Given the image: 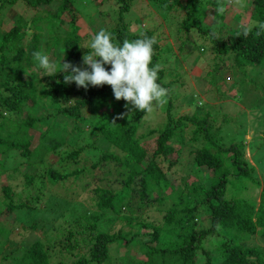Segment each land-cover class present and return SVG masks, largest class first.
Here are the masks:
<instances>
[{
	"label": "trees",
	"instance_id": "1",
	"mask_svg": "<svg viewBox=\"0 0 264 264\" xmlns=\"http://www.w3.org/2000/svg\"><path fill=\"white\" fill-rule=\"evenodd\" d=\"M15 1L17 0H0V16L7 4L12 5ZM20 1L34 8L36 12L28 19L18 13L13 15L10 26L0 32V115L2 116L1 111L17 115L26 100H31L34 104L42 98L53 104L64 117L81 120L84 114H95L98 106L106 105L114 98L111 86H89L87 90L77 88L74 82L70 84L63 82L62 71L51 77L41 76L40 79L31 77L33 72L30 67L34 65L37 69L40 68L32 55L39 49L41 33L33 29L37 24H43L48 33L44 40V51L46 53L52 51L50 53L53 54L60 52L61 58L54 62L57 66H60L61 61H71L78 66H84L81 57L89 50L81 46L82 38L77 32L74 14L71 13L75 4L73 1L76 0ZM149 1L156 3L163 10L183 11L177 25L179 29L187 31L194 27L199 34L207 33L208 28L205 25L202 27L201 24L202 16L195 13L193 3L196 0ZM50 2L55 3L54 10L36 9L46 8ZM251 4L254 6L253 13L257 21H264V0H251ZM127 9L128 5L123 3L118 7V22L106 31L112 34L113 43H122L124 39L131 41L142 38L141 33L155 38L157 43L153 45L152 63L149 65L154 67L162 51L159 38L154 36L152 30L146 28H140L139 33L128 31L122 18V12ZM64 12H69L66 28L63 31L58 28L55 31L51 30L53 24L51 17L60 18ZM238 31L239 27H236L220 38L211 32L209 40L212 50L222 55L232 53L233 61L237 65L263 64L264 34L257 36L253 30L245 38L237 36ZM183 43L179 42L180 45ZM105 68L109 69L110 65H105ZM159 77L160 72L157 83L164 87ZM165 112L166 118L162 127L158 130H149L150 134L152 132L156 134L147 138L134 134L143 111L135 110L129 115L107 114L103 118L95 119L91 125L109 144V149L100 153L95 160H91L95 155L93 152L90 153V158L83 155L87 150L86 145L71 147V144L67 143L70 150L64 151V158L58 159V162L62 166L64 159H67L70 164L69 169L62 172L61 168L53 167L52 162L46 164V155L48 152L59 155L58 150L64 141L55 138L48 131L39 129L36 125L37 119L27 113L17 122L12 121L15 126L8 131L7 136L0 137V153L14 149L27 158L21 167L25 186L30 185L35 179L33 178L36 173L33 167L35 161L30 156L36 154L43 156L45 169L42 174L50 183L67 177L77 180L82 187H85L88 181L93 182L95 176L106 181L107 187L95 185L90 188L92 209L67 223L69 230L65 235L66 241L61 243L62 248L85 249L78 253L77 259L70 264H107L109 245L117 240L122 241L123 245L134 244L138 247L141 258L135 257L129 264H264V246H245L240 243L243 236L254 234L258 230L264 241V173L262 178L256 181L259 187L256 204L243 198H227L225 196L227 175L251 177L253 167L242 157L243 148L240 144L216 145L205 133L206 141L201 148L192 151L191 162L195 167L204 166L210 169L212 176L188 187L185 183L182 187H173L164 177V172L170 171L175 164L166 158V155L173 151L168 140L172 138L175 128L180 125L179 118L184 116L173 120L167 108ZM188 117L197 124L193 114ZM34 129L38 130L36 144L29 148L33 135L31 131ZM8 136H11V139ZM211 148L215 151H211ZM80 162L82 165L77 167ZM108 163L113 164L118 189L111 185V180L109 181L105 175L110 172L106 167ZM79 175L82 178L78 177ZM133 185L138 186L140 203L143 201L148 203L149 199L157 202L169 200L161 224H153L122 213L120 218L130 227L133 226L134 230L124 231L120 228L115 233L97 231L98 212L108 210L115 214L121 213V208L129 206V190L134 188ZM0 189L3 192V204L9 211L30 207L26 201L13 202L8 186H2ZM150 191L155 193L154 197L150 198ZM164 191H167V194L160 195ZM201 211H205L204 217L197 218ZM31 228H34V224ZM4 232L6 230L0 226V234ZM210 234L223 236L215 255L201 246V241ZM48 248L39 240H35L23 249L20 261L24 264H49Z\"/></svg>",
	"mask_w": 264,
	"mask_h": 264
},
{
	"label": "rangeland",
	"instance_id": "2",
	"mask_svg": "<svg viewBox=\"0 0 264 264\" xmlns=\"http://www.w3.org/2000/svg\"><path fill=\"white\" fill-rule=\"evenodd\" d=\"M74 2L71 13L74 14L77 32L82 38V48L90 45L94 32L106 30L118 22V7L122 3L128 5V9L122 12L128 31L139 33L140 28H146L152 30L154 36L159 38L162 51L155 65L161 66L159 81L168 90V94L164 98V103L154 101L153 110L150 113L144 112L139 117L134 134L138 137L143 135V138L155 135V132L150 134L149 130H158L162 127L166 118V108L173 120L184 116L179 118L180 125L175 128L172 138L168 140L173 151L169 152L166 158L175 162L170 171L164 172L168 183L175 188L182 187L183 183L188 187L212 176L210 169L204 166L195 167L191 162L192 151L203 146L206 133L208 139L216 145L227 146L234 143L242 146V157L253 167L251 177L227 175L225 196L243 198L256 204L259 193L256 181H259L264 173V63L237 65L233 61L232 53L226 55L215 53L209 40L211 32L220 38L240 25L257 21L251 0H196L193 3L195 13L202 16V27L205 25L208 28L206 34H199L194 27L187 31L179 29L177 25L183 11L163 10L149 0ZM54 5V2H50L46 8L36 9L54 10ZM220 7L224 8L222 13L218 12ZM35 12L34 8L20 0L12 5L7 4L0 16V32L10 26L13 15L18 13L28 19ZM68 14L69 12H64L63 16L57 19L51 17L53 24L50 29L55 31L58 28L63 31L67 26ZM33 29L41 33L38 51L48 55L51 62L58 61L61 58L59 51L54 54L50 53L52 51L47 53L44 51V40L48 36L44 25H34ZM180 41L184 42L183 45L179 44ZM30 68L33 72L31 77L40 79L42 69H37L34 65ZM125 103L124 100L117 102L112 98L108 104L98 106L95 114H84L80 120L64 117L46 99H39L34 104L31 100H26L17 115L1 111L0 137L7 136L8 131L15 126L12 121L17 122L26 113L31 115L37 119L36 125L39 129L48 131L55 138L64 141L58 150L59 155L54 152H48L46 155V164L52 162L53 167L61 168L62 172L68 170L70 164L67 159H64L62 166L58 162V159L64 158L63 152L70 150L67 143L71 144V147L86 145L87 150L83 155L90 158V153L93 152L95 155L91 160H95L100 153L109 149V144L92 127L91 122L107 114L129 115ZM134 111L135 109H132L131 113ZM190 114H193L197 124L188 117ZM31 132L33 135L29 148L36 144L38 135L36 129ZM10 137L8 136L9 139ZM211 151L215 149L211 148ZM36 155L30 156L35 161L33 165L35 179L30 185L25 186L21 167L27 158L14 149L0 153V188L8 186L13 202L26 201L30 206L9 211L3 204V192L0 189V226L6 230L0 234V264H24L20 261L23 249L35 240L49 247L47 250L49 264H70L75 261L78 253L85 249L62 248L61 243L66 241L65 235L69 230L67 223L92 209L90 188L95 185L108 186L104 179H99L95 175L93 182L88 181L85 187L70 177L50 183L42 174L45 169L43 156ZM145 161L146 159L143 163ZM81 165L80 162L77 167ZM106 167L110 172L105 175L109 181L111 180V185L118 189L113 164L108 163ZM78 177L82 178L81 175ZM133 186L134 188L129 190V206L121 208V213L115 214L108 210L98 212L97 231L115 233L120 228L124 231L134 230L133 226L130 227L120 218L122 213L153 224H161L169 200L157 202L149 199L148 203L145 201L140 203L138 186ZM163 194H167V191L160 193ZM149 196L154 197L155 193L150 191ZM204 214L205 211H201L197 218H203ZM32 224L34 228H31ZM258 232L243 236L240 243L245 246H264L263 238ZM220 236L222 235L210 234L201 241L202 248L215 255L223 239V236ZM2 256L6 258L3 259ZM135 257L141 258L136 245L126 246L117 240L109 245L107 264H129Z\"/></svg>",
	"mask_w": 264,
	"mask_h": 264
},
{
	"label": "clouds",
	"instance_id": "3",
	"mask_svg": "<svg viewBox=\"0 0 264 264\" xmlns=\"http://www.w3.org/2000/svg\"><path fill=\"white\" fill-rule=\"evenodd\" d=\"M223 11V7L218 8V12ZM253 30L257 36L264 34V21L240 25L237 36L246 38ZM141 37L113 43L112 34L100 29L92 36L90 45L86 47L89 51L81 57L82 65L86 67L78 66L71 61H61L60 66H57L50 61L48 55L40 51H34L32 55L42 69L40 76L51 77L62 71L65 84L74 82L77 88L85 90L89 86L109 85L114 98L126 102L125 107L128 108L129 114L132 109L150 113L154 101L165 102L168 90L157 83L161 66L157 64L149 67L152 63L153 45L157 41L148 37L146 33H141ZM105 65H110V68L106 70Z\"/></svg>",
	"mask_w": 264,
	"mask_h": 264
}]
</instances>
